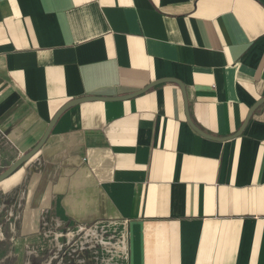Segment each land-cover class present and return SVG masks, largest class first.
<instances>
[{"label": "crops", "instance_id": "1", "mask_svg": "<svg viewBox=\"0 0 264 264\" xmlns=\"http://www.w3.org/2000/svg\"><path fill=\"white\" fill-rule=\"evenodd\" d=\"M161 79L58 117L23 165L29 232L30 209H52L124 221L126 264H264V102L233 136L264 97V0H0L12 162L68 101Z\"/></svg>", "mask_w": 264, "mask_h": 264}, {"label": "built area", "instance_id": "2", "mask_svg": "<svg viewBox=\"0 0 264 264\" xmlns=\"http://www.w3.org/2000/svg\"><path fill=\"white\" fill-rule=\"evenodd\" d=\"M41 217L36 215L35 221ZM51 220L56 226L62 223L58 218ZM33 231L25 250L39 256L41 264H126L128 231L124 221H73L64 231Z\"/></svg>", "mask_w": 264, "mask_h": 264}, {"label": "rangeland", "instance_id": "3", "mask_svg": "<svg viewBox=\"0 0 264 264\" xmlns=\"http://www.w3.org/2000/svg\"><path fill=\"white\" fill-rule=\"evenodd\" d=\"M15 155H16L15 150L12 148L11 149L6 148L3 143V138L0 136V172L3 171L6 167H8L11 164ZM23 165L21 167H18L9 177H7L1 182L3 184L6 182V180L13 177L14 179L12 180L11 183L12 184L16 183V181L18 180V175L22 173V171H24L25 177L22 178L18 186L14 187L10 191H7V190L4 191L3 188L0 186V224H1L0 264H13L14 257L17 258V260L15 261V264H22L21 258L23 255L27 254V249L25 250V245L23 246L21 243H18L15 246H13V244H11V240H9L10 235H8L9 229L7 228V226L5 228L3 226L4 224L3 221L7 215L8 209H16V212H17L16 214L17 216L18 214H20V217L16 221L13 220L11 224L16 229V234L18 238L22 237V233L23 234L29 233L30 199L27 201V205L25 207L24 197L21 195H23L24 191L27 190V184L31 182L32 173L36 172V170L31 166L30 163H28L27 166H25L24 168H23ZM21 168L22 170H20ZM14 223L16 224L14 225ZM6 233L8 234L6 235ZM38 246H39V243H38Z\"/></svg>", "mask_w": 264, "mask_h": 264}, {"label": "water", "instance_id": "4", "mask_svg": "<svg viewBox=\"0 0 264 264\" xmlns=\"http://www.w3.org/2000/svg\"><path fill=\"white\" fill-rule=\"evenodd\" d=\"M165 81H172V79H161V80H158V81H154L148 85H146L144 88L140 89L139 91H136V92H133V93H130V94H127V95H122V96H116V97H96V96H85V97H81V98H77V99H73L71 101H68L67 103H65L54 115L53 117L51 118L50 122L48 123V126L46 128V130L44 131L42 137L39 139V141L35 144V146L22 153L19 157H17L8 167H6L3 171L0 172V182H2L4 179H6L7 177H9L18 167L22 166L25 162H27L28 160H30L38 151L39 149L41 148V146L43 145V143L45 142V140L47 139L52 127L54 126L55 122L57 121L58 117L67 109H69L70 107L72 106H75L79 103H82V102H88V101H95V100H101V101H114V100H125V99H128V98H131V97H134L144 91H146L147 89H149L150 87L158 84V83H161V82H165ZM180 88L182 89L183 91V88L182 86L180 85ZM183 93V92H182ZM184 95V93H183ZM184 97V107H185V112H186V117H187V120L190 122V119L188 117V113H187V105H186V100H185V96ZM262 102H264V97L261 98L260 100H258L249 110L247 116H246V119L243 123V125L240 127V129L233 135V136H236V135H239L246 122L248 121L249 117L251 116L252 112L254 111V109L260 105ZM192 124V123H191ZM193 126V125H192ZM193 128L200 134L204 135V133H202L200 130H198L197 128H195L193 126ZM204 136H207V135H204Z\"/></svg>", "mask_w": 264, "mask_h": 264}, {"label": "flooded vegetation", "instance_id": "5", "mask_svg": "<svg viewBox=\"0 0 264 264\" xmlns=\"http://www.w3.org/2000/svg\"><path fill=\"white\" fill-rule=\"evenodd\" d=\"M30 210H31L30 211V217H31V219H34V223L31 226V231L28 234L22 233V237H20V238H18V236L16 234V229L11 224V222H13V220L16 221L20 217V214H18V216H17L16 209H8V211H7V215L3 221V223H4L3 226H4V228L7 226V228L9 229V234L6 233V235L7 234L10 235L9 240H11V244H13V246H15L18 243H21L23 246L26 244H29L33 239L32 235L34 232L33 230H35V228H37V230L39 229V231H41V232L53 230V229H58V230L64 231L68 226H72V221H69V220L68 221L61 220L62 223L59 224L58 226H56L54 224V221L51 219L59 218V215L57 213H55L54 211H52V209H30ZM39 214L42 216L40 218L41 220L39 219V221L38 220L35 221V216L37 215V217H39ZM86 223L89 224L90 222H86ZM15 224L16 223H14V225ZM0 228H1V224H0ZM3 234H4V232H3ZM29 239H30V241H29ZM14 254H16V253H14ZM14 256H16V255H14ZM16 260H17V258L14 257V259H13L14 263L13 264H15ZM21 262H22V264H41L40 257L36 256L34 254L23 255L21 258Z\"/></svg>", "mask_w": 264, "mask_h": 264}, {"label": "bare ground", "instance_id": "6", "mask_svg": "<svg viewBox=\"0 0 264 264\" xmlns=\"http://www.w3.org/2000/svg\"><path fill=\"white\" fill-rule=\"evenodd\" d=\"M1 183V182H0Z\"/></svg>", "mask_w": 264, "mask_h": 264}]
</instances>
